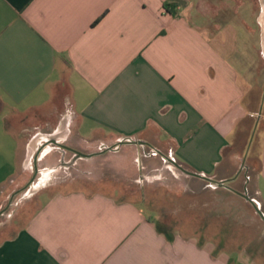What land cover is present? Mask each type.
<instances>
[{
    "label": "crops",
    "instance_id": "obj_1",
    "mask_svg": "<svg viewBox=\"0 0 264 264\" xmlns=\"http://www.w3.org/2000/svg\"><path fill=\"white\" fill-rule=\"evenodd\" d=\"M243 1L0 0V207L37 154V167L57 166L62 153L53 142L65 147L63 159L116 152L128 175L136 160L151 175L169 156L250 203L227 183L253 169L240 146L256 122L260 78L248 56L255 35L264 60V9L247 0L256 26L244 18L237 25ZM258 122V164L243 187L261 208L263 113ZM124 137L151 149L123 143L99 151ZM160 223L134 200L47 192L0 239V264H240L198 228L190 235Z\"/></svg>",
    "mask_w": 264,
    "mask_h": 264
},
{
    "label": "rangeland",
    "instance_id": "obj_2",
    "mask_svg": "<svg viewBox=\"0 0 264 264\" xmlns=\"http://www.w3.org/2000/svg\"><path fill=\"white\" fill-rule=\"evenodd\" d=\"M243 2L238 9L237 25L240 24V19L244 18L256 26L252 20L251 5L247 0ZM254 2L259 6L258 0ZM238 33L243 34L241 31ZM243 42L240 35L239 50L244 49ZM252 42L255 49L248 55L249 63L252 65L254 78H260L258 92L254 94L256 100L254 122L259 112L264 115V100H261L264 87V60L258 56V35L253 37ZM259 127L260 125L256 123L255 126L254 122L249 138L242 147L240 146L245 164L250 162L253 169L250 168L248 174H245L246 177L242 168L227 182L228 185L236 187L238 193L244 192L243 182L247 180L246 178L254 179L258 164ZM148 150L149 148H146V151ZM118 159V155L113 151L78 158L71 168L59 169L44 176L46 190L51 193L81 189L89 194L104 193L118 199L134 200L147 215L157 217L164 227L171 226L174 229L178 227L190 235L203 234L205 239H211L208 242L215 248L221 249L240 264H264V220L250 203L231 193L226 187L214 188L207 182L188 177L174 168L170 170V167L166 168L165 165H160L155 173L146 175L143 171H138L140 162L136 160L134 165L137 172L133 170L131 175H128L130 171L119 167ZM30 177L31 173L5 195L4 203L0 207V210L5 208L0 214V239L12 234L22 225L35 211L39 202L47 196V192H39V188L28 189L26 184ZM245 188L248 196H251L249 185ZM13 192L16 194L8 205L9 196ZM262 193L264 196V191ZM260 210L264 214V206ZM203 226L204 229H201Z\"/></svg>",
    "mask_w": 264,
    "mask_h": 264
},
{
    "label": "water",
    "instance_id": "obj_3",
    "mask_svg": "<svg viewBox=\"0 0 264 264\" xmlns=\"http://www.w3.org/2000/svg\"><path fill=\"white\" fill-rule=\"evenodd\" d=\"M259 2H260L261 6L264 9V0H259ZM259 117H260V112L257 115V119H256V122H255V126H256V123L258 122V118ZM51 142L52 141H47L43 146L49 145ZM53 143L55 145H57L58 148L61 150L62 156H61V160L60 161H63V158H64V152L63 151H64L65 147L61 143H59V142H53ZM123 143L138 144V145H142V146H145L146 145V143L144 141H142V140H137V139L131 138V137H124V138L120 139L114 145H111V146H105L104 145V146H102L100 151H104V150H116L119 147V145H121ZM152 153H154V154H161L159 150H152ZM92 155L93 154H91V153L85 154V153H81V152L74 151V156L72 157L71 161L67 163V165L73 164L74 161H76L78 158H88V157H90ZM34 165L36 166V158H34ZM178 167L184 173H186V174H188L190 176H194V177H198V178L204 179V180L210 182V184L213 185V186H226V184H225L224 181H222V182H216V181L212 180L211 178H209L208 176H206L204 174H199V173H195V172L188 171L185 168H183L182 166H178ZM31 181H32V179L30 180V182ZM239 194L241 196H243L246 200H248L253 205V207L255 208V210L257 212V214L261 217L262 220H264V214L260 210L259 205L252 198H250L248 196V194L246 192V188H244V192L239 193ZM4 210H5V208L1 212H3Z\"/></svg>",
    "mask_w": 264,
    "mask_h": 264
},
{
    "label": "flooded vegetation",
    "instance_id": "obj_4",
    "mask_svg": "<svg viewBox=\"0 0 264 264\" xmlns=\"http://www.w3.org/2000/svg\"><path fill=\"white\" fill-rule=\"evenodd\" d=\"M145 147V150L146 148H149V150L151 149L150 146H144ZM101 150V149H100ZM99 150V151H100ZM40 154H37L36 159H38V156ZM74 156V153L72 154V156L68 159H63V161H58L57 163V166L54 167L53 169L51 170H43L42 167H37V166H34L31 168V177L29 179V181L27 182L26 186L28 187V189H31V188H35V189H38L40 190V188L42 187H45V181H43L44 179V176H46L47 174L49 173H54V172H57L59 169H69L71 168L72 166H74L75 162L71 165H67L68 162L71 161L72 157ZM164 165L165 167H170L169 169L172 170V168H174L175 170H178L182 173H184L182 170H180V168L178 166H181L180 164H178L176 161L174 160H171V158L169 156H164ZM138 171H143V168L142 166L139 165L138 167ZM186 174V173H185ZM32 179V181L30 182V180ZM16 192L13 194L11 193V195L9 196V199H8V205L12 202L13 200V197L15 196ZM10 201V202H9Z\"/></svg>",
    "mask_w": 264,
    "mask_h": 264
},
{
    "label": "trees",
    "instance_id": "obj_5",
    "mask_svg": "<svg viewBox=\"0 0 264 264\" xmlns=\"http://www.w3.org/2000/svg\"><path fill=\"white\" fill-rule=\"evenodd\" d=\"M164 6L167 8L168 5L167 4H164ZM258 124H259V122H258Z\"/></svg>",
    "mask_w": 264,
    "mask_h": 264
}]
</instances>
